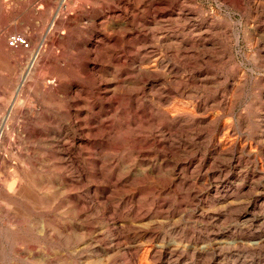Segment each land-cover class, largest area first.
I'll list each match as a JSON object with an SVG mask.
<instances>
[{
    "label": "rangeland",
    "instance_id": "rangeland-1",
    "mask_svg": "<svg viewBox=\"0 0 264 264\" xmlns=\"http://www.w3.org/2000/svg\"><path fill=\"white\" fill-rule=\"evenodd\" d=\"M119 1L0 0V123L18 111L0 147V183L29 176L19 151L36 144L20 131L35 119L34 106L49 114L43 149L51 159L36 157L49 188L36 190L35 213L11 207L32 233L16 244L5 238L6 264H264V0ZM14 35L29 46L11 47ZM108 44L133 71L123 77L128 87L112 81L100 51ZM37 47L28 75L26 53ZM49 57L55 63L44 65ZM83 64L85 80L72 82L67 71ZM141 66L150 73L144 80ZM60 70L72 82L68 95L48 98L36 77L51 82ZM81 89L90 111L75 97ZM114 91L129 97L112 102ZM129 101L143 113L130 115L137 126L124 137L118 128ZM111 113L106 127L118 125L120 134H93ZM0 206L8 207L2 197ZM7 223L0 219L3 234Z\"/></svg>",
    "mask_w": 264,
    "mask_h": 264
},
{
    "label": "bare ground",
    "instance_id": "bare-ground-1",
    "mask_svg": "<svg viewBox=\"0 0 264 264\" xmlns=\"http://www.w3.org/2000/svg\"><path fill=\"white\" fill-rule=\"evenodd\" d=\"M123 1V0H122ZM126 1V0H125ZM134 1V0H133ZM149 1V0H148ZM117 2L120 4V2L121 1H119V0H117ZM116 2V3H117ZM130 2H131V0H130ZM130 2H128V3H130ZM145 2H147V1H145ZM143 3V6H144V4H146V3ZM150 2L152 3V4H154V3H156V0H150ZM115 3V2H114ZM116 3H115V5H116ZM127 3V2H126ZM132 3V2H131ZM134 3V2H133ZM149 3V2H148ZM151 4V5H152ZM157 4V3H156ZM159 4V3H158ZM103 5V4H102ZM124 5V4H123ZM120 6V5H119ZM156 6V5H155ZM112 8H114V7H112ZM132 8V7H131ZM182 8V7H181ZM115 9V8H114ZM127 9V8H126ZM130 9V8H129ZM151 9V8H150ZM119 10V9H118ZM128 10V9H127ZM183 10V9H182ZM109 11V10H108ZM111 11V10H110ZM126 12V11H125ZM129 12V11H128ZM127 12V13H128ZM157 12V11H156ZM181 12V11H180ZM172 13V12H171ZM174 13V12H173ZM182 13V12H181ZM114 14V13H113ZM125 14V13H124ZM160 14V13H159ZM111 15V14H110ZM116 15H119V14H116ZM126 15V14H125ZM140 15V14H139ZM115 16V15H114ZM120 16V15H119ZM136 16V15H135ZM134 16V17H135ZM147 16V15H146ZM177 16V15H176ZM179 16V15H178ZM112 17V16H111ZM139 17V16H138ZM180 17V16H179ZM183 17V16H182ZM185 18H186V16H184ZM79 18V17H78ZM117 18V17H116ZM122 18V17H121ZM124 18H125V16H124ZM136 18V17H135ZM129 19V18H128ZM133 19V18H132ZM137 19V18H136ZM136 19H134V23L136 22ZM158 19V18H157ZM114 21V20H113ZM116 21V20H115ZM183 21H185V20H183ZM189 21V20H188ZM123 23V22H122ZM130 23H131V21H130ZM75 24H77V23H75ZM90 24V23H89ZM101 24V23H100ZM106 24V23H105ZM112 24V23H111ZM124 24V23H123ZM122 24V25H123ZM133 24V23H132ZM141 24V23H140ZM72 25V24H71ZM70 25V26H71ZM91 25V24H90ZM121 25V24H120ZM119 25V26H120ZM67 26V25H66ZM88 26V25H87ZM146 26V25H145ZM92 27H94V26H92ZM97 27V26H96ZM126 27V26H125ZM129 27V26H128ZM132 27V26H131ZM134 27V26H133ZM86 28V27H85ZM98 28V27H97ZM138 28H140V27H138ZM141 28H142V26H141ZM57 29V28H56ZM55 29V30H56ZM93 29V28H92ZM95 29V28H94ZM101 29V28H100ZM104 29V28H103ZM103 29H101V30H103ZM112 29V28H111ZM105 30V29H104ZM107 30V29H106ZM93 31V30H92ZM127 31V30H126ZM133 31V30H132ZM210 31V30H209ZM105 32V31H104ZM140 32V31H139ZM147 32V31H146ZM132 33V32H131ZM145 33V32H144ZM143 33V34H144ZM80 34V33H79ZM92 34V33H91ZM106 34V33H105ZM104 34V35H105ZM109 35H110V33H108ZM137 34V33H136ZM205 34V33H204ZM57 35V34H56ZM107 35V34H106ZM108 35V36H109ZM112 35V34H111ZM131 35V34H130ZM139 36V35H138ZM47 37V36H46ZM143 37V36H142ZM190 37H191V35H190ZM59 38H60V36H59ZM84 38V37H83ZM100 38V37H99ZM132 38V37H131ZM147 38H148V36H147ZM62 39V38H61ZM64 39V38H63ZM88 39V38H87ZM105 39V38H104ZM125 39V38H124ZM127 39V38H126ZM195 39H196V37H195ZM40 40V39H39ZM71 40V39H70ZM76 40V39H75ZM79 40V39H78ZM84 40V39H83ZM90 40V39H89ZM139 40H141V38L139 39ZM138 40V41H139ZM52 41V40H51ZM50 41V42H51ZM60 41V40H59ZM64 40H62V42H63ZM72 41V40H71ZM113 41V40H112ZM128 41V40H127ZM144 41V40H143ZM182 41V40H181ZM194 41V40H193ZM193 41H190L191 43H193ZM75 42V41H74ZM117 42V41H116ZM129 42V41H128ZM140 42V41H139ZM175 42H176V40H175ZM195 42H196V40H195ZM40 43V42H39ZM67 43H69V42H67ZM107 43V42H106ZM49 44V43H48ZM59 44V43H58ZM74 44V43H73ZM77 44V43H76ZM144 44V43H143ZM190 44V43H189ZM6 44H4V46H5ZM60 45V44H59ZM94 45H96V44H94ZM133 45V44H132ZM144 45H146V44H144ZM148 45V44H147ZM146 45V46H147ZM29 46V45H28ZM75 46V45H74ZM113 46H115V45H113ZM138 46H140V45H138ZM143 46V45H142ZM146 46H145V48H146ZM180 46V45H179ZM195 46H197V45H195ZM203 46V45H202ZM20 47H23V46H19V48ZM35 47H36V45H35ZM50 47H51V45H50ZM64 47V46H63ZM85 47V46H84ZM95 47V46H94ZM93 47V48H94ZM105 47V46H104ZM148 47V46H147ZM191 47V46H190ZM194 47V46H193ZM78 48V47H77ZM91 48V47H90ZM126 48V47H125ZM185 48V47H184ZM187 48V47H186ZM14 49V48H13ZM41 49L42 48H36L35 50H30V51H27V53H26V55L27 56H29V57H31V60H30V63H29V66H28V75H30V74H32V73H34V70H35V68H36V62H37V59L39 58V55H40V51H41ZM83 49V48H82ZM101 49V48H100ZM124 49V48H123ZM178 49V48H177ZM191 49V48H190ZM193 49V48H192ZM43 50V49H42ZM87 50V49H86ZM94 50V49H93ZM98 51V54H99V49H97ZM1 51V50H0ZM81 51V50H80ZM85 51V50H84ZM95 51H96V49H95ZM101 51V53H102V51H104V53H102V57L103 58H105L106 59V61H107V63L109 64V65H111V67H112V69L111 70H113V82L115 83L116 82V85H118V84H123V85H125V86H127L128 87V85H126V84H128V83H126V81L125 80H123V77H126V79H129V76L131 77V75H132V73H133V71H131V69H129L128 68V66L126 65V63H122V59L120 58V56H119V53H118V50L116 49V48H112L111 46H109V44H108V46L106 45V47L105 48H103L102 50H100ZM127 51V50H126ZM133 51V50H132ZM149 51V50H148ZM194 51V50H193ZM86 52V51H85ZM89 52H90V49H89ZM123 52V51H122ZM129 52V51H128ZM135 52V51H134ZM138 52V51H137ZM136 52V53H137ZM181 52V51H180ZM192 52V51H191ZM81 53V52H80ZM94 53V52H93ZM23 54V53H22ZM79 54V53H78ZM82 55H83V52L81 53ZM122 55H123V53H121ZM120 54V55H121ZM128 54V53H127ZM148 54H149V52H148ZM19 55V54H18ZM136 55V54H135ZM142 55H144V54H142ZM9 56V55H8ZM89 56V55H88ZM95 56H97V55H95ZM193 56V55H192ZM83 57V56H82ZM98 57V56H97ZM123 57V56H122ZM131 58H133L132 56H130ZM142 57V56H141ZM140 57V58H141ZM147 57V56H146ZM145 57V58H146ZM176 57V56H175ZM60 58V57H59ZM190 58H192V57H190ZM194 58V57H193ZM18 59V58H17ZM29 59V58H28ZM101 59V58H100ZM44 60V59H43ZM56 60V58L55 57H49V61H43L42 63H44V65L45 64H47V63H49L50 62V64L51 63H55L54 61ZM99 60V59H98ZM129 60H130V58H129ZM136 60V59H135ZM21 61V60H20ZM94 61V60H93ZM141 61V60H140ZM144 61V60H143ZM194 61V60H193ZM25 62V61H24ZM41 62V61H40ZM61 62V61H60ZM60 62H59V64H60ZM78 62V61H77ZM87 62V61H86ZM129 62H131V61H129ZM150 62V61H149ZM195 62V61H194ZM69 63H71V62H69ZM81 63V62H80ZM95 63H98V62H95ZM148 63V62H147ZM151 63V62H150ZM187 63V62H186ZM78 64V63H77ZM103 64V63H102ZM145 64H146V62H145ZM149 64V63H148ZM196 64V63H195ZM20 65V64H19ZM39 65V64H38ZM98 65V64H97ZM104 65H106V64H104ZM140 65H142V64H140ZM139 65V66H140ZM144 65V64H143ZM150 65V64H149ZM156 65V64H155ZM162 65V64H161ZM160 65V66H161ZM190 65V64H189ZM193 65V64H192ZM77 67H75L74 68V70H71V71H67V74H68V78H71V81L72 82H75L76 80H83V79H81L80 78V74H82V72L85 70V68H86V65H84L83 64V67H81V66H78V65H76ZM49 67V66H48ZM72 67V66H71ZM100 67H101V65H100ZM105 67V66H104ZM131 67V66H130ZM133 67V66H132ZM149 67V66H148ZM152 67V66H151ZM154 67V66H153ZM60 68V67H59ZM103 68V67H102ZM150 68V67H149ZM188 68V67H187ZM194 68H195V66H194ZM40 69V68H39ZM105 69V68H104ZM108 69V68H107ZM138 69V68H137ZM191 69V68H190ZM37 70H38V68H37ZM37 70H36V72H37ZM56 70V69H55ZM97 70V69H96ZM103 70V69H102ZM109 70V69H108ZM133 70V69H132ZM92 71V70H91ZM105 71V70H104ZM103 71V72H104ZM20 72V71H19ZM39 72V71H38ZM56 72V71H55ZM63 72L64 71H62V70H60L59 71V73L55 76V78H53L52 79V81L51 82H46V80L44 79V78H42L41 76H37L36 77V81H37V83H38V85L40 86V85H43V87H44V91H42L44 94L46 93L47 95H49L48 96V98L49 97H57V95L58 94H60V93H64V95L63 96H67L68 95V90H69V87H70V84H72V82H69V80L67 81L65 78H63ZM137 72V71H136ZM139 73L137 74V79L139 78L140 80H144V79H146V77H147V74H148V70H146V68L145 69H143L142 68V66L139 68V71H138ZM23 73V72H22ZM49 73V72H48ZM86 73V72H85ZM99 73V72H98ZM100 73H101V71H100ZM89 74V73H88ZM150 74V73H149ZM148 74V75H149ZM153 74H154V72H153ZM172 74V73H171ZM90 75H91V73H90ZM134 75V74H133ZM132 75V76H133ZM50 76V75H49ZM135 76H136V74H135ZM151 76H152V74H151ZM34 77V76H33ZM46 77H48V76H46ZM95 77V76H94ZM99 77H101V76H99ZM150 77V76H149ZM26 78H27V76L25 77V79H24V81L26 80ZM67 78V79H68ZM109 78V77H108ZM76 79V80H75ZM93 79V78H92ZM97 79V78H96ZM99 79V78H98ZM133 79V78H132ZM131 79V80H132ZM33 80V79H32ZM51 80V79H50ZM73 80H75V81H73ZM85 80V79H84ZM83 80V81H84ZM101 80H103L102 79V77H101ZM101 80H99V81H101ZM135 80V79H134ZM19 81V80H18ZM30 81V80H29ZM94 81V80H93ZM96 81V80H95ZM98 81V80H97ZM146 81V80H145ZM17 82V81H16ZM103 82H104V80H103ZM102 82V83H103ZM132 82V81H131ZM178 82V81H177ZM20 83V82H19ZM26 83H27V81H26ZM98 83V82H97ZM100 83V82H99ZM136 82H134L133 84H135ZM28 84V83H27ZM87 84V83H86ZM90 85V84H89ZM96 85V84H95ZM115 85V84H114ZM115 85V86H116ZM131 85V84H130ZM146 85V84H145ZM27 86V85H26ZM30 86V85H29ZM99 86V85H98ZM122 86V85H121ZM136 86V85H135ZM86 87V86H85ZM91 87V86H90ZM120 87V86H119ZM25 87H23V89H24ZM130 88V87H129ZM140 88H142V87H140ZM145 88V87H144ZM21 89H22V86L20 85L18 88H17V97L19 96V94H20V92H21ZM85 89V88H84ZM88 89V88H87ZM108 88H106V90H107ZM110 89V88H109ZM119 89V88H118ZM131 89H133V88H131ZM143 89V88H142ZM16 90V89H15ZM116 90H117V87H116ZM6 91V90H5ZM26 91V90H25ZM24 91V92H25ZM87 91V90H86ZM90 91H92V90H90ZM102 91H104V90H102ZM125 91V90H124ZM123 91V92H124ZM131 91V90H130ZM134 91V90H133ZM144 91H145V89H144ZM40 92V91H39ZM75 92H76V90H75ZM132 92V91H131ZM27 93V92H26ZM35 93V92H34ZM74 92H72V94H73ZM85 92H83L82 91V89L78 92V90H77V94H76V99L77 100H80L82 97V99H81V102L83 103V105L86 107V108H89V111L91 110V109H93L94 108V105L93 104H91V102L93 101H91L90 102V99H89V94L86 92V95L84 94ZM99 93H100V91H99ZM111 93H113V95H111L112 97H110V100L113 102V101H117V102H119L120 100V98L121 97H129V95L127 94V95H125V94H118V93H116V91H114V92H111ZM41 94V93H40ZM108 94V93H107ZM130 94V93H129ZM10 95V94H9ZM28 96V95H27ZM95 96H96V94H95ZM105 96V95H104ZM104 96H102V97H104ZM35 96H33V98H34ZM107 97H108V95H107ZM106 97V98H107ZM132 97H134V95L132 96ZM135 97H137V96H135ZM39 98V97H38ZM42 98V97H41ZM58 98V97H57ZM56 98V99H57ZM69 98H70V96H69ZM98 98V97H97ZM25 99V98H24ZM45 99V98H44ZM39 100V99H38ZM50 100V99H49ZM99 100V99H98ZM104 100V99H103ZM107 100V99H106ZM109 100V99H108ZM127 100V99H126ZM126 100H124V101H126ZM136 100H137V98H136ZM141 100V99H140ZM139 100V101H140ZM37 102V101H36ZM52 102V101H51ZM60 102V101H59ZM65 102V101H64ZM77 102V101H76ZM42 103V102H41ZM48 103V102H47ZM71 103H73V101L71 102ZM80 103V102H79ZM53 104V103H52ZM65 104V103H64ZM67 104V103H66ZM96 104V103H95ZM145 104V103H144ZM9 105V104H8ZM37 105H38V103H37ZM48 106V105H47ZM67 106H68V104H67ZM116 106H117V104H116ZM146 106V105H145ZM46 107V106H45ZM74 107V106H73ZM77 107V106H76ZM4 108H6V107H4ZM18 108V107H17ZM71 108V107H70ZM124 109H122V114H123V119L122 120H124L123 122H124V124H121V125H119L120 127L118 128L116 125H114V127H106V121H112V119H114V114L113 113H111L110 114V118L109 119H105L104 117H100L101 118V121L100 120H98V125L96 126L97 127V129L96 130H93V131H91L93 134H94V132H95V135H97V136H99V134L102 136V137H106V136H108V137H112V136H110L111 134H113V135H115V137L116 136H118L120 133H121V135L120 136H124V137H126V136H128V134H130V132H132V128H133V126H137V122L135 123L134 122V120L133 121H131V117H130V115H132V116H135V115H138V114H140V113H143V112H141L142 110H141V107L139 106V105H137V104H134V102H132L131 103V101H129L127 104H125L124 105V107H123ZM19 109V108H18ZM23 109H25V108H23ZM68 109H69V107H68ZM80 109V108H79ZM113 109V108H112ZM133 109L135 110V111H133ZM5 110V109H4ZM3 110V111H4ZM71 110V109H70ZM173 110H175V109H173ZM35 114H36V117H35V119H32V118H28V123H25V125L23 126L24 128H22L21 129V131L20 132H22L23 131V133L26 135L25 137L26 138H28L31 142H33V143H35L36 144V147L35 148H33L32 150H31V148L29 149L28 148V151L27 152H25V154L24 153H22V152H20L19 151V155L21 156V158H23V162L22 163H24V164H27L28 166L26 167V170L27 171H29V176L27 175V174H25V173H23V172H18V176H16V178L14 179V181L12 182V183H10V184H7V183H4V185L2 184V183H0V199H1V197H2V200L6 203V205L8 206V207H3V206H0V219H5V220H7L8 221V223H9V227H7L6 228V230H8V232L6 233V234H3L2 232H0V264H6V261H7V253H6V248H5V238L6 239H11V238H13L14 239V243L16 244L18 241H17V239H19V236L20 235H22V234H26V235H30V233H32V224L30 223V221H29V219H27V218H25L26 220H24L23 218H20V217H18V215L16 214V213H14L13 211H12V209H11V207H15V208H19V209H22L23 211H27L28 212V214L30 215V216H32V214L31 213H33L32 212V207H31V202L33 201V200H35V196H34V194L36 193V190L37 189H45V188H49V185H48V183L46 182V185L43 183V182H41V180H40V178H39V175H40V173H39V170L40 169H38V162H37V159H36V157L37 156H40V155H45L46 154V151H45V149H43V145L44 144H46L45 143V138H47L46 137V134H45V130H48L45 126H44V122L45 121H47V119H48V115L49 114H47V112L42 108V107H33V110H32ZM88 111V112H89ZM104 111V110H103ZM102 111V112H103ZM172 111V110H171ZM176 111H178V110H176ZM175 111V112H176ZM20 112V111H19ZM25 112V111H24ZM27 112H28V110H27ZM101 112V111H100ZM110 112V111H109ZM116 112V111H115ZM173 112V111H172ZM17 113H18V111H17ZM17 113H15V111H11L10 112V114H9V116H8V118L5 120V122L4 123H0L1 125H0V147L2 146V144H3V141H5V144H6V140L8 139V138H6V131H8L9 130V125H11V124H9L8 125V122H9V120H10V116L12 117V116H15V117H17L16 116V114ZM22 113H23V111H22ZM77 113V112H76ZM171 113V112H170ZM169 113V114H170ZM176 113H178V112H176ZM4 114V113H3ZM34 114V115H35ZM61 114V113H60ZM71 114V113H70ZM92 114H94V113H92ZM108 114V113H107ZM172 114H174V113H172ZM18 115V114H17ZM30 115V114H29ZM75 115V114H74ZM97 115V114H96ZM103 115V114H102ZM121 115V114H120ZM142 115V114H141ZM177 115V114H176ZM22 116V115H21ZM73 116V115H72ZM101 116V115H100ZM106 116V115H105ZM167 116V115H166ZM74 117V116H73ZM77 117V116H76ZM79 117V116H78ZM178 117V116H177ZM177 117L174 119V121H177ZM182 117V116H181ZM90 118V117H89ZM173 118V117H172ZM184 118V117H183ZM182 118V119H183ZM20 119H22V118H20ZM181 119V120H182ZM185 119V118H184ZM57 120V119H56ZM74 120V119H73ZM137 120V119H136ZM179 120V119H178ZM186 120V119H185ZM15 121V120H14ZM91 121V120H90ZM99 121H100V123H99ZM180 121V120H179ZM71 122V121H70ZM82 122V121H81ZM117 122V121H116ZM139 125H140V128H141V125H143V124H145L146 122H143V121H140V119H139ZM181 122H183V121H181ZM12 123V122H11ZM13 123H15V122H13ZM109 123V122H108ZM141 123V124H140ZM23 124H24V122H23ZM71 124V123H70ZM75 124V123H74ZM87 124V123H86ZM93 124V123H92ZM95 124V123H94ZM93 124V125H94ZM175 124V123H174ZM84 125V124H83ZM57 126H58V124H57ZM75 126V125H74ZM87 126V125H86ZM143 126H145V125H143ZM172 126H173V124H172ZM176 126V125H175ZM178 126V125H177ZM12 127V126H11ZM76 127V126H75ZM95 127V128H96ZM94 128V129H95ZM117 128H118V130H120V133H116L117 132ZM18 129V128H17ZM14 130V129H13ZM91 130V129H90ZM139 130V129H138ZM9 132V131H8ZM18 132V131H17ZM19 132V133H20ZM80 132H82L81 130H80ZM47 133V132H46ZM18 134V133H17ZM133 134V133H132ZM13 135V134H12ZM15 135V134H14ZM14 135H13V137H14ZM83 135V134H82ZM107 137V138H108ZM122 138V137H121ZM120 138V139H121ZM16 139V138H15ZM65 139V138H64ZM113 139H115V138H113ZM125 139V138H124ZM21 140V139H20ZM74 140V139H73ZM72 140V141H73ZM119 140V139H118ZM117 140V141H118ZM19 141V140H18ZM68 141V140H67ZM66 141V142H67ZM127 141V140H126ZM125 141V142H126ZM20 142V141H19ZM18 142V143H19ZM24 142V141H23ZM27 141H25L24 143H26ZM69 142V141H68ZM89 142V141H88ZM114 142H116V141H114ZM123 142V141H122ZM128 142V141H127ZM127 142H126V144H127ZM8 143V142H7ZM10 143V142H9ZM12 143V142H11ZM23 143V144H24ZM28 143V142H27ZM73 143V142H72ZM116 143H118V142H116ZM129 143V142H128ZM13 144V143H12ZM14 144H15V142H14ZM48 144V143H47ZM121 144V143H120ZM9 145V144H8ZM16 145V144H15ZM20 145V144H19ZM73 145H74V143H73ZM73 145H71L72 147H73ZM119 145V144H118ZM6 146V145H5ZM49 146V145H48ZM117 146V145H116ZM7 147V146H6ZM34 147V146H33ZM76 147V146H75ZM111 147H112V145H111ZM124 147V146H123ZM8 148V147H7ZM16 148V147H15ZM48 148V147H47ZM63 148H65V147H63ZM68 148V147H67ZM70 148V147H69ZM81 148V147H80ZM117 148V147H116ZM14 149V148H13ZM17 149V148H16ZM20 149V148H19ZM50 149V148H49ZM78 149V148H77ZM15 150V149H14ZM82 150V149H81ZM80 150V151H81ZM53 151H55V150H53ZM17 152V151H16ZM74 152V151H73ZM82 152V151H81ZM42 153V154H41ZM49 153H50V151H49ZM75 153V152H74ZM7 154H8V152H7ZM48 154V153H47ZM46 154V156H47V159H45V163L46 164H49V163H51L50 162V158H49V156ZM51 154V153H50ZM54 154V153H53ZM16 155V154H15ZM75 155V154H74ZM11 156V155H10ZM56 156V155H55ZM73 157V156H72ZM143 157V156H142ZM1 158H2V156H1V154H0V162H1ZM74 159V158H73ZM3 161V160H2ZM12 161V160H11ZM19 161V160H18ZM110 161V160H109ZM4 162H5V160H4ZM63 163V162H62ZM78 163V162H77ZM81 163V162H80ZM6 164H7V162H6ZM3 165H4V163H3ZM20 165V164H19ZM5 166V165H4ZM50 166V165H49ZM81 166V165H80ZM79 166V167H80ZM8 167V166H7ZM45 167V166H44ZM4 168V167H3ZM20 168H21V166H20ZM24 168V167H23ZM47 168V167H46ZM83 168V167H82ZM45 169V168H44ZM48 169V168H47ZM52 169V168H51ZM75 169V168H74ZM80 169V168H79ZM81 170V169H80ZM0 171H1V167H0ZM25 172V171H24ZM44 172V171H43ZM27 173V172H26ZM82 173V172H81ZM84 177H85V175H84ZM83 177V178H84ZM46 179V178H45ZM80 180V179H79ZM61 181V180H60ZM77 186V185H76ZM69 196V195H68ZM34 197V198H33ZM76 199V198H75ZM81 199V198H80ZM37 201V200H36ZM43 203V205L44 204H46V202H42ZM81 203V202H80ZM85 203V202H84ZM35 206V205H34ZM33 206V207H34ZM83 207V206H82ZM36 209V208H35ZM34 210V209H33ZM83 210H84V208H83ZM35 213V212H34ZM79 213V212H78ZM83 214V213H82ZM46 218V217H45ZM34 219V218H33ZM31 220V219H30ZM32 221V220H31ZM24 222L25 223H28V225H29V227H28V229H23V227H22V225L24 224ZM49 222V221H48ZM47 222V223H48ZM7 223V224H8ZM43 223V222H42ZM46 223V225H45V232H48V224ZM45 224V223H44ZM47 234V233H46ZM49 234V233H48ZM52 234V233H51ZM27 237H29V236H27ZM32 238V237H31ZM48 239V238H47ZM49 241H50V239H48ZM52 240V239H51ZM17 250V249H16ZM20 251V250H19ZM17 253V252H16ZM18 254V253H17ZM15 256H16V254H15ZM14 256V257H15ZM18 257V256H17Z\"/></svg>",
    "mask_w": 264,
    "mask_h": 264
},
{
    "label": "built area",
    "instance_id": "built-area-1",
    "mask_svg": "<svg viewBox=\"0 0 264 264\" xmlns=\"http://www.w3.org/2000/svg\"><path fill=\"white\" fill-rule=\"evenodd\" d=\"M9 42L10 46L14 48H17L19 46L28 47L27 39L23 36L14 35L10 37Z\"/></svg>",
    "mask_w": 264,
    "mask_h": 264
}]
</instances>
